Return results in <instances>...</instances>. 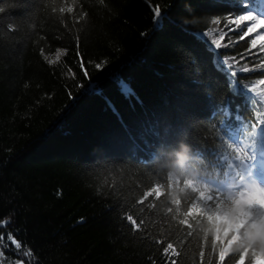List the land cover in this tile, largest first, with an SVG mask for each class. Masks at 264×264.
I'll use <instances>...</instances> for the list:
<instances>
[{
    "label": "trees",
    "instance_id": "16d2710c",
    "mask_svg": "<svg viewBox=\"0 0 264 264\" xmlns=\"http://www.w3.org/2000/svg\"><path fill=\"white\" fill-rule=\"evenodd\" d=\"M193 2L195 17L188 15L185 0H150L162 8L172 5L173 18L196 23L186 31L166 23L148 39L141 36L153 29L144 0H0L5 9L0 13V219L13 217L5 233L15 234L35 253L29 259L40 264H201L203 250V264H217L212 234L204 241L206 221L189 217L192 228L180 223L190 206L185 194H197L178 190L195 170L215 163L223 135L219 124L230 121L240 131L255 122L253 112L256 119L264 118L259 96L241 104L233 95L241 85L252 87L264 79V52L259 44L250 45L258 33L241 40V31H230L235 25L227 23L243 10L264 15V0L254 6L251 0ZM246 2L249 8L243 9ZM61 7L73 12L60 13ZM217 19L220 23H213ZM220 36L224 39L216 49L210 42ZM58 51L60 59L49 64ZM100 62H106L103 70L95 68ZM227 65L234 66L235 77ZM244 67L255 70L244 73ZM122 83L142 105L134 96L126 98ZM190 116L204 119L190 123ZM157 120L163 138L183 144L175 152L190 148L192 161L183 173L172 169L168 157L158 159L141 138L142 126ZM129 135L139 145L135 152ZM145 138L159 142L151 134ZM66 145L72 149L62 152ZM157 183L163 195L145 200ZM172 191L181 199L179 206L171 202ZM125 215L142 222L141 229L133 231ZM167 243L180 255L170 250L164 256ZM0 244V264H19L22 254L7 239ZM237 259L233 254L225 264Z\"/></svg>",
    "mask_w": 264,
    "mask_h": 264
},
{
    "label": "snow or ice",
    "instance_id": "6c2138e0",
    "mask_svg": "<svg viewBox=\"0 0 264 264\" xmlns=\"http://www.w3.org/2000/svg\"><path fill=\"white\" fill-rule=\"evenodd\" d=\"M103 3V0H101ZM151 12V20L153 24L152 32H142V38H151V35L156 32L163 31L165 24H172L176 27H180L181 31L191 29L196 23L195 19L185 20L180 17H172L171 10L172 5L167 7H161L159 3L151 4L150 0H144ZM252 6L258 3V0H251ZM184 7L190 17H195L193 0H185ZM249 4L246 2L243 5V9H248ZM5 9L0 7V13H3ZM53 12L57 9L53 8ZM60 13L73 12L72 7L59 8ZM87 16V13L80 15V19L83 20ZM213 23L219 24L220 21L214 20ZM228 25H235V28H230V31H241L240 39L243 40L253 33H258L259 29H264V15L257 14L256 10H243V14L235 15L234 18L227 21ZM9 31L14 29L9 28ZM202 36L207 34L201 33ZM224 36H220L219 40H213L210 43L216 48H221V41ZM260 45L259 51L264 52V32H259L255 38L251 39V48H256ZM251 48L249 51H251ZM43 54V53H42ZM61 53L58 51L56 59L47 60L49 64H56L60 59ZM45 59H47L45 57ZM81 64L83 59L81 57ZM106 66V62H100L95 64V68L103 70ZM229 69V75L236 76L234 66L227 65ZM264 68V65H261ZM255 69L244 67L242 72L247 73ZM84 74L87 76V69H84ZM259 88V91H257ZM121 90L127 97L134 96L137 103L143 104V100L136 96L133 90L126 84H121ZM233 95L241 101V104L248 101V97L255 95L259 96L260 101L264 102V79L258 81V85L247 87L241 85L239 90L233 91ZM106 104L113 111V115H117L120 119L121 127L127 130L126 123L119 117L115 106L110 100H106ZM241 104H237V110L240 109ZM228 114L227 109H221ZM215 113H210V116ZM201 117L190 116L188 120L190 123H199ZM254 123H251L245 129L236 131L230 121H226L223 124H219L218 127L222 130L223 135L219 137V147L214 152L215 163L208 167L195 170V174L192 178H186L183 180V187L179 188V193H185L186 189H190L191 193H196V196L185 194V203L190 202V206L183 213L185 217L180 221L182 225L192 228L189 222V217H200L206 221L207 227L205 230L204 241L208 242V233L212 234L211 246L215 252L218 247V260L217 264H225L227 258L233 254H238L236 264H247V259L250 256V264H264V118L256 119V113L253 112ZM236 120H240V116H236ZM160 121L146 122L143 125L142 139L146 146L153 147L155 155L158 159L168 157L171 161V167L174 162L179 161L178 153L174 150L180 149L183 144L178 143V140H170L163 138L159 130ZM170 126H166L164 129L165 137L169 131ZM183 129H181V132ZM147 134H151L159 141L157 144H150L145 138ZM131 141V151L135 152L139 147L136 137L129 135ZM189 153L190 148L186 150ZM169 153L172 155L169 157ZM189 159V158H188ZM187 159V161H188ZM185 162L180 164L181 169H184ZM169 187H171L172 177H168ZM175 183L179 184V180ZM62 193H57L61 195ZM155 195L159 199L162 195V185L157 183L150 191L144 194L146 200L149 196ZM171 202L174 205L179 206L181 199L176 191H172L170 194ZM143 203V201H141ZM168 212H172V208H168ZM179 211V207H177ZM124 220L129 222L133 226V231L141 229V223H137L136 219L132 215H125ZM84 218H80L78 223H83ZM13 222V217L9 216L7 219H0V228L10 225ZM199 223V221H197ZM191 235V232L189 233ZM7 239L8 245L14 246L18 254H22V258L19 259V264H40L39 260H32L29 257H33L35 253L29 249V247L17 239L15 234L12 233H0V242ZM0 247H3L0 244ZM173 256H179L172 243H167L163 249V255L168 256L169 252ZM200 261L203 264L204 251L200 252ZM152 261V258L149 257ZM12 264H16L13 261ZM155 264V261H152ZM171 264H176L175 260L171 261Z\"/></svg>",
    "mask_w": 264,
    "mask_h": 264
},
{
    "label": "clouds",
    "instance_id": "9594fccd",
    "mask_svg": "<svg viewBox=\"0 0 264 264\" xmlns=\"http://www.w3.org/2000/svg\"><path fill=\"white\" fill-rule=\"evenodd\" d=\"M187 149V146H185V150ZM179 156V161L178 162H174L172 165V169L174 171H179L181 170L180 164H182L183 162L187 161L188 157V153L187 151H181L178 153Z\"/></svg>",
    "mask_w": 264,
    "mask_h": 264
},
{
    "label": "bare ground",
    "instance_id": "6f19581e",
    "mask_svg": "<svg viewBox=\"0 0 264 264\" xmlns=\"http://www.w3.org/2000/svg\"><path fill=\"white\" fill-rule=\"evenodd\" d=\"M204 50H205V47H204ZM212 117H213V115H212ZM220 117V120L223 118L222 116H219ZM213 119V118H212ZM217 121H218V119H217ZM52 132H54V129L52 130ZM51 132V133H52ZM54 134V133H53ZM67 142V144L68 145H71V141H69V140H66ZM68 145H66V147H64L63 149H62V152H66V151H68V150H71L72 149V147H70V146H68ZM209 148H210V146H208V150H209ZM212 149H216V147H212ZM196 155H198V154H195V156ZM189 157V159H188V161H186V163H185V166H184V168L186 167L187 168V166H188V164L190 163V161H192L191 160V155H189L188 156ZM182 173L184 172V169H181L180 170ZM186 172V171H185ZM13 223V222H12ZM12 223H11V225H10V228H11V226H12ZM5 233V232H4Z\"/></svg>",
    "mask_w": 264,
    "mask_h": 264
},
{
    "label": "rangeland",
    "instance_id": "374dc122",
    "mask_svg": "<svg viewBox=\"0 0 264 264\" xmlns=\"http://www.w3.org/2000/svg\"><path fill=\"white\" fill-rule=\"evenodd\" d=\"M259 32H264V29H259L258 30V33ZM228 33H230V31H228ZM11 225V224H10ZM10 225H7V226H5V227H3V228H0V233H4V232H6L9 228H10Z\"/></svg>",
    "mask_w": 264,
    "mask_h": 264
}]
</instances>
